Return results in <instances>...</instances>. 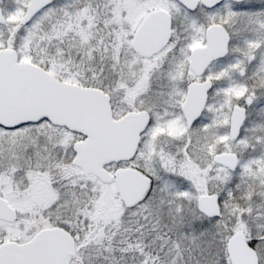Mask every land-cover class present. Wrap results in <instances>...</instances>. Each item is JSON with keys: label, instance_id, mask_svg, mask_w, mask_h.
I'll return each mask as SVG.
<instances>
[{"label": "snow or ice", "instance_id": "snow-or-ice-1", "mask_svg": "<svg viewBox=\"0 0 264 264\" xmlns=\"http://www.w3.org/2000/svg\"><path fill=\"white\" fill-rule=\"evenodd\" d=\"M0 264H264V0H0Z\"/></svg>", "mask_w": 264, "mask_h": 264}]
</instances>
